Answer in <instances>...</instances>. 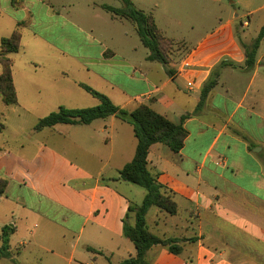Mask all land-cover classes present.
Listing matches in <instances>:
<instances>
[{
	"label": "crops",
	"instance_id": "1",
	"mask_svg": "<svg viewBox=\"0 0 264 264\" xmlns=\"http://www.w3.org/2000/svg\"><path fill=\"white\" fill-rule=\"evenodd\" d=\"M48 8L55 13L53 6ZM31 9L26 0L19 9L12 7L11 0H0V39L13 32L18 11L32 18ZM231 25V21L220 24L192 49L170 40L179 46L166 52L171 75L163 66L148 68V74L137 77L136 65L123 58L122 65L115 64L116 54L110 50L109 57L78 65L87 73L92 66L110 72L93 70L112 89L118 88L108 78L113 70H129V79L140 88L118 90L123 95L120 108L130 111L147 105L173 123L189 115L183 124L187 137L179 153L154 144L147 155L148 171L156 175L176 205L174 215L150 208L148 229L161 239L179 240L181 247L173 255L160 245L152 246L146 255L149 264H264V114L256 102L244 106L246 92L236 103L231 102L229 91L226 95L217 92L219 77L197 109L201 89L222 58L229 59L219 72L235 68L229 60L236 61L240 71H247L244 50ZM65 76L62 70L51 75L42 83L51 84L50 89L43 90L60 95V84L68 81ZM180 80L186 82L190 95L183 93ZM181 95L184 100L177 103ZM15 113L21 120L22 110ZM34 133L16 149L0 146V178L8 181L5 196L0 198V247L7 239L8 256L0 257V263L14 264V255L27 245L31 247L26 258L36 247L50 251L55 259L49 264H118L134 257L133 244L122 234L123 219L130 203L142 202L145 191L119 179V171L135 153L132 126L108 117L89 125L58 124ZM203 138L207 141L198 149ZM44 242L52 245L44 248ZM87 248L96 256L87 254Z\"/></svg>",
	"mask_w": 264,
	"mask_h": 264
},
{
	"label": "rangeland",
	"instance_id": "2",
	"mask_svg": "<svg viewBox=\"0 0 264 264\" xmlns=\"http://www.w3.org/2000/svg\"><path fill=\"white\" fill-rule=\"evenodd\" d=\"M131 1L137 9L152 15L165 38L163 47L166 51L173 48L171 46L179 48L178 43H174L179 41L189 49L195 48L203 37L213 33L220 24L227 21L232 22L231 28L238 34L236 38L239 43L250 44L264 25V0ZM23 3L24 0L20 8ZM26 5L32 7V18L28 13L25 15L18 11L16 20L21 25H16L13 29H19L21 34L20 50L7 55L11 60V75L18 101L12 107H5L0 103V146L3 148L13 150L19 147L20 142L33 138L34 124L59 107L79 109L96 106V99L87 94L79 84L89 86L109 98L112 96L113 100H110L116 106L123 99L118 90L122 88L134 91L140 88V84L129 79V70L120 67L113 70L112 78L108 77L118 85V88L112 89L106 78L99 75L110 72L106 73L104 68L92 66L93 69L87 73L78 66L83 62H98L103 56L109 57L111 54L107 50H110L116 54L113 61L115 64L122 65V58L132 61L136 65L137 73L134 75L137 77L148 74V68H163L160 63L145 60L149 52L141 44L133 25L111 18L110 14L100 8L101 5H106L122 9L124 4L121 0H26ZM49 6H53L55 13L50 12ZM245 21L248 22L247 27L242 26ZM227 59L229 58L224 57L221 61ZM53 61L57 62L52 63ZM229 61L235 68L218 72L220 83L217 92L226 95V91H229L232 103L238 102L246 92L244 106L251 107L256 102V107L264 114V39L256 54V61H259L257 68L244 72L238 69L236 61ZM34 65L39 66L32 67ZM61 70L66 74L67 83L60 84V95H48L43 87L49 88L51 84L43 85V81L51 75L59 74ZM1 71L0 65V73ZM27 76H33V79L28 80L25 78ZM158 76L162 74L159 73ZM212 78L213 74L210 73L208 79ZM75 81L77 84L73 83ZM180 85L183 93L190 95L185 88L186 82L180 80ZM183 100L181 95L176 102ZM2 108L5 109L1 110ZM8 108L15 111L20 108L23 112L21 120H18L15 111H7ZM206 141L207 138H203L198 142V149ZM42 245L45 248L52 244L44 242ZM30 247L27 245L25 250L21 249V254L14 255V264H36L33 260L35 257L40 260L37 264H49L50 260L55 259L50 251L37 247L32 250V256L26 258ZM86 253L95 255L91 251ZM0 264L9 263L3 261Z\"/></svg>",
	"mask_w": 264,
	"mask_h": 264
},
{
	"label": "trees",
	"instance_id": "3",
	"mask_svg": "<svg viewBox=\"0 0 264 264\" xmlns=\"http://www.w3.org/2000/svg\"><path fill=\"white\" fill-rule=\"evenodd\" d=\"M23 0H11L13 8H20ZM124 8L116 9L110 6L101 5L100 8L111 15L112 18L123 19L134 26L135 32L148 52L147 60L158 62L165 67L168 75L171 71L166 67L168 56L163 47L164 37L158 30L151 14H146L137 9L131 0H121ZM20 23L17 27H20ZM264 39V25H262L257 37L250 44H241L245 55V68L252 70L256 61V53L261 40ZM21 34L16 28L10 36L0 39V98L5 106H13L17 103V96L11 75V60L8 54L17 53L20 50ZM226 65L221 62L218 67L212 70L213 78L208 79L200 92V99L197 109H200L210 91L217 85L219 68ZM79 86L90 96L98 101V104L90 108L70 109L59 107L56 111L38 120L34 131H40L47 127L58 124L64 125H89L97 119L115 117L122 122L132 126L134 137L137 141L133 159L123 166L119 171V179L138 186L145 191L142 202L137 205L130 203L127 213L123 219L122 234L134 246L135 256L122 260L118 264H149L147 252L152 246L160 245L173 254L178 255L181 247L179 240L161 239L151 233L146 223V215L150 208L156 207L169 215L176 213V205L170 194L162 185L157 182V177L147 169V155L154 144L167 146L173 153H179L184 146L187 132L183 127L184 121L189 115L180 117L178 123H173L164 116L156 113L147 105H139L133 110H126L116 106L104 94L92 89L89 86ZM1 125V124H0ZM8 186L6 179L0 178V198L5 196ZM132 220V221H131ZM3 237H6L5 235ZM0 247V257H7L5 251L8 240L3 239ZM88 251H94L87 248Z\"/></svg>",
	"mask_w": 264,
	"mask_h": 264
},
{
	"label": "built area",
	"instance_id": "4",
	"mask_svg": "<svg viewBox=\"0 0 264 264\" xmlns=\"http://www.w3.org/2000/svg\"><path fill=\"white\" fill-rule=\"evenodd\" d=\"M243 26L244 27H246L247 26V22L245 21V22H243Z\"/></svg>",
	"mask_w": 264,
	"mask_h": 264
}]
</instances>
